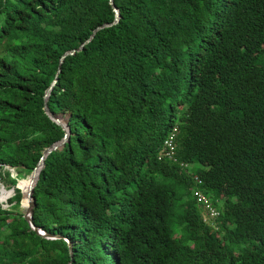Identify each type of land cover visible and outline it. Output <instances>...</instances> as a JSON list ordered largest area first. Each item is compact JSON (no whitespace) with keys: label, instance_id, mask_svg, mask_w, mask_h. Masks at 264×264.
<instances>
[{"label":"trees","instance_id":"16d2710c","mask_svg":"<svg viewBox=\"0 0 264 264\" xmlns=\"http://www.w3.org/2000/svg\"><path fill=\"white\" fill-rule=\"evenodd\" d=\"M113 1L0 0V264H264V0Z\"/></svg>","mask_w":264,"mask_h":264},{"label":"water","instance_id":"95a60500","mask_svg":"<svg viewBox=\"0 0 264 264\" xmlns=\"http://www.w3.org/2000/svg\"><path fill=\"white\" fill-rule=\"evenodd\" d=\"M109 4H110V6L112 7V9H113V11L115 13L114 22L113 23H106V24H103V25H101L99 27H96L93 30V32L90 35V37L82 45H80L76 50H73L71 52L65 53L60 58L57 74H59L60 71H61V66H62V63H63L65 57L73 55L76 52L82 51L84 45L88 44L94 38V36L96 35V33L98 31H100L102 29H105V28H108V27H110V26H112V25H114V24H116L118 22V20L120 18V14H119V11L116 9V7L114 5V1L113 0H109ZM56 81H57V79H55L53 81L51 86L45 92L43 110H44L45 114L49 117V119H51L54 123H56L58 126H60L62 128V130L64 131V137L60 141L50 145L49 147H47V148H45L43 150L42 156H41L39 162L37 163L36 167L33 169L32 173L28 176L31 179V186L29 187L28 193H27V198H28L29 202L27 204V207L25 209H23V218L27 221V223L30 226V228L32 230H34L41 237H43L45 239H51V240L60 239L61 236L48 235L44 231L36 228L33 225L32 214H33L34 201H33V198H32V194H33V190H34V187L36 185V182L38 180L39 173L42 170V168L44 167V161L47 158V156L50 155L54 151L61 150L65 146V144L69 141L70 129H69V126H68V117H64V116H62L60 114L54 115L53 113L50 112V110L48 109V106H47V102H48V98H49L50 92L52 91V88H53L54 84L56 83ZM67 243H68V248H69V252H70V257H72V250H71L72 246H71L69 241H67Z\"/></svg>","mask_w":264,"mask_h":264},{"label":"built area","instance_id":"2783aa9c","mask_svg":"<svg viewBox=\"0 0 264 264\" xmlns=\"http://www.w3.org/2000/svg\"><path fill=\"white\" fill-rule=\"evenodd\" d=\"M175 132L176 130L174 129L170 137L164 141V147L168 149L167 155H171V153H173L174 151V146L172 142H173ZM195 195L197 196L198 202H202L204 204V209L207 211V214L209 215V217L215 218L217 216V212L207 203L206 199L199 192H196Z\"/></svg>","mask_w":264,"mask_h":264},{"label":"rangeland","instance_id":"374dc122","mask_svg":"<svg viewBox=\"0 0 264 264\" xmlns=\"http://www.w3.org/2000/svg\"><path fill=\"white\" fill-rule=\"evenodd\" d=\"M6 170H9L11 173H12V176H15L16 174H15V172L12 170V169H9V168H6ZM28 177V176H27ZM26 177V178H27ZM17 186L19 187L20 185H19V182L17 183ZM4 190L6 193H11V195H10V197L6 200V201H4V202H0V205H2L3 206V208H9V205H8V200H10L11 199V197L13 196V191L12 190H9L7 187H5L4 185H0V190ZM22 196V195H21ZM20 211L21 212H23V209H22V207L20 206Z\"/></svg>","mask_w":264,"mask_h":264},{"label":"bare ground","instance_id":"6f19581e","mask_svg":"<svg viewBox=\"0 0 264 264\" xmlns=\"http://www.w3.org/2000/svg\"><path fill=\"white\" fill-rule=\"evenodd\" d=\"M19 182V187L18 189L21 190V192L27 196V193H28V189L30 187V183H31V179L30 177H27V178H22L20 180H18ZM29 202V201H28ZM28 202L26 203V205L24 206V209L27 207V204Z\"/></svg>","mask_w":264,"mask_h":264}]
</instances>
